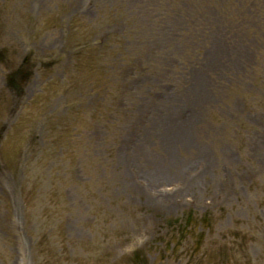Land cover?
<instances>
[{
  "label": "rangeland",
  "instance_id": "obj_1",
  "mask_svg": "<svg viewBox=\"0 0 264 264\" xmlns=\"http://www.w3.org/2000/svg\"><path fill=\"white\" fill-rule=\"evenodd\" d=\"M0 264H264V0H0Z\"/></svg>",
  "mask_w": 264,
  "mask_h": 264
},
{
  "label": "bare ground",
  "instance_id": "obj_2",
  "mask_svg": "<svg viewBox=\"0 0 264 264\" xmlns=\"http://www.w3.org/2000/svg\"><path fill=\"white\" fill-rule=\"evenodd\" d=\"M200 87H203V85H202V84L198 85V86H197L198 89H194L195 92H201V91H199ZM205 91H207V89H205ZM208 91H209V90H208ZM209 92H210V91H209ZM201 93H202V92H201ZM186 126H188V125H186ZM166 129H167L169 132H171V134H172V132H174V131L171 130V128H170V129L166 128ZM164 141H165V140H164ZM165 143H166L167 145H169V144H171V141H168V140H167V141L164 142V144H165ZM181 146H182V145H181ZM182 148H184V147L182 146Z\"/></svg>",
  "mask_w": 264,
  "mask_h": 264
}]
</instances>
